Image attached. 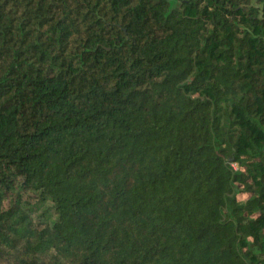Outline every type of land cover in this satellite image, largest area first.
<instances>
[{
	"label": "trees",
	"instance_id": "trees-1",
	"mask_svg": "<svg viewBox=\"0 0 264 264\" xmlns=\"http://www.w3.org/2000/svg\"><path fill=\"white\" fill-rule=\"evenodd\" d=\"M0 264H264V0H0Z\"/></svg>",
	"mask_w": 264,
	"mask_h": 264
},
{
	"label": "rangeland",
	"instance_id": "rangeland-1",
	"mask_svg": "<svg viewBox=\"0 0 264 264\" xmlns=\"http://www.w3.org/2000/svg\"><path fill=\"white\" fill-rule=\"evenodd\" d=\"M171 6H175L178 3V0H168ZM234 168H236L235 164H232Z\"/></svg>",
	"mask_w": 264,
	"mask_h": 264
}]
</instances>
